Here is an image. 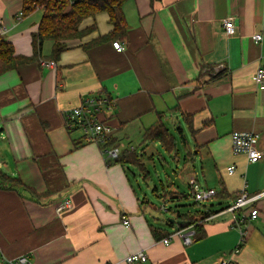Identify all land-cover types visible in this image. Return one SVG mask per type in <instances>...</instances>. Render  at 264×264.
Listing matches in <instances>:
<instances>
[{
	"label": "crops",
	"instance_id": "0c3cea01",
	"mask_svg": "<svg viewBox=\"0 0 264 264\" xmlns=\"http://www.w3.org/2000/svg\"><path fill=\"white\" fill-rule=\"evenodd\" d=\"M22 7L23 0H0V33L17 53L32 54L42 9L22 16ZM123 8L129 23L123 49L111 40L83 47L113 28L108 13L100 12L82 24L97 29L68 40L57 61L46 40L40 61L0 75V168L42 194L0 187V264L20 255L30 264H128L125 257L138 250L148 254L139 264H213L221 258L264 264V196L227 210L242 190L251 196L264 191V156L251 162L232 147L233 131H256L264 152V85L255 81L264 67V0H126ZM228 16L234 34L224 27ZM256 33L262 41L253 38ZM98 95L116 102L108 119L123 141L120 148H136L143 160L160 152L159 144L143 142L159 113L172 131L184 129L186 144L184 116L193 115L197 131L187 129L196 155L186 151L182 174L189 183L195 178L199 187L214 188L213 200L225 205L214 211L207 204L220 213L206 221L201 236L190 243L181 236L169 243L157 239L152 221H163L152 213L155 202L133 186L127 165H135L107 160L98 143L67 128L66 110ZM137 134L139 145L124 143ZM230 165L236 166L232 174ZM161 188L154 191L163 199L178 196L163 183ZM65 199L71 206L58 211ZM253 208L259 209L256 217Z\"/></svg>",
	"mask_w": 264,
	"mask_h": 264
},
{
	"label": "trees",
	"instance_id": "16d2710c",
	"mask_svg": "<svg viewBox=\"0 0 264 264\" xmlns=\"http://www.w3.org/2000/svg\"><path fill=\"white\" fill-rule=\"evenodd\" d=\"M125 1L126 0H23L22 16L30 15L38 8L42 9L39 28L37 31L33 32L32 35L33 53H17L14 43L9 40L6 35L0 33V75L9 70L16 69L21 64L40 61L41 58L44 57L43 45L46 40H51L53 42L50 59L57 61L63 50L67 48L68 40L83 38L97 29L95 23L86 27L82 24L87 18H95L100 12L108 13L109 22L112 24L113 28L108 33L99 34L88 40L83 44V47L89 49L110 40L126 42L129 23L123 8ZM155 1L156 0H151V3L154 4ZM220 75L221 73L212 74L210 79H216ZM164 115V113H159L158 120L146 129L143 142L159 144L167 154L177 157L180 151V148H178V136L165 123L163 118ZM184 120L191 133H195L197 130L193 125V115L186 114ZM175 128L179 130L181 139L183 143L186 144V137L183 134L184 129L181 126ZM106 145L120 147L121 140L116 136V130L112 132ZM113 160L123 164H134L137 168L142 170L144 178L150 177V171L142 158V153H139L134 147H123L121 153ZM0 187L14 190L23 188L32 193L36 198L42 195L24 184L20 177H12L1 168ZM49 194L50 193H46V195ZM170 194L172 193L170 192ZM216 195H214V197ZM166 197H168V195H166ZM165 200L166 199H164V201ZM198 203L199 206L195 209L171 210L169 208L168 210L172 212V216L160 220L171 228L175 227L182 229L193 226L195 231L194 236H201L203 234L204 224L207 221L205 218L212 213V210L208 209L205 204L200 206V202L196 200L195 204L198 205ZM156 208L161 209L158 206ZM172 218L175 219L174 222ZM151 227L157 239L164 238L171 232L168 228L155 225H151Z\"/></svg>",
	"mask_w": 264,
	"mask_h": 264
},
{
	"label": "built area",
	"instance_id": "2783aa9c",
	"mask_svg": "<svg viewBox=\"0 0 264 264\" xmlns=\"http://www.w3.org/2000/svg\"><path fill=\"white\" fill-rule=\"evenodd\" d=\"M224 27L228 34H234L236 31V26L234 18L228 16L224 20ZM256 41H262L263 35L261 33H256L253 35ZM113 46L117 49H123V43L120 40L113 41ZM255 81L258 85H264V67L260 66L255 74ZM116 102L105 95L93 96L87 99L75 107L66 110V126L70 130H81L83 137L88 142L98 143L107 160L115 159L120 153L121 148L114 145H106L108 139L110 138L114 128L109 122V116L111 117L114 112ZM259 138V133L256 131H233L232 132V147L235 153H244L247 155L251 162H256L264 156V152L260 150L257 146V141ZM229 173H234L236 171L235 165L228 166ZM191 186L193 189V194L195 200L204 201L206 199L213 198L217 191L214 188H200L196 179L191 180ZM264 196V191L258 195L251 196L247 191L242 190L236 200L227 207V210L234 211L238 208H242L250 203L256 201L259 197ZM207 206V204H205ZM71 206V200L65 199L57 206L58 211H62L64 208ZM165 209L166 207L163 206ZM220 212L214 214L211 213L205 220H209L213 216L219 214ZM259 214L258 208H253L251 211V216L256 217ZM237 220L239 218L235 216ZM124 223L128 224L129 220L124 218ZM194 229L193 226L187 228H174L167 236L161 240L165 243H169L171 239L175 236H181L185 243H190L194 240ZM148 259V254L145 250H138L128 254L125 257V261L128 264H139L142 261ZM230 261L227 258H221L213 264H229ZM10 264H30L27 255H20L17 258L10 261ZM112 264V263H107Z\"/></svg>",
	"mask_w": 264,
	"mask_h": 264
},
{
	"label": "rangeland",
	"instance_id": "374dc122",
	"mask_svg": "<svg viewBox=\"0 0 264 264\" xmlns=\"http://www.w3.org/2000/svg\"><path fill=\"white\" fill-rule=\"evenodd\" d=\"M38 10V9H36ZM35 10V11H36ZM34 11V12H35ZM34 13L32 12L30 16H32ZM41 14V10L37 11V15L34 17H37ZM47 43L50 41H46ZM184 128L186 125H183ZM186 136L188 139L189 144L184 145L180 132L178 129L173 128V132L178 136V148H180V155L178 158V162H176L174 159H176V156L169 155L165 152L163 147L159 145L158 149H160L159 153H153L151 158L152 159H144L146 166L148 170L150 171V177L148 180H145L143 175L140 173L139 170L136 169L135 166L127 165L129 170L127 171L131 182L135 189L140 193L141 196L144 194H147V197L155 202V204L160 207L161 209H155L152 210L153 215L158 216L161 219H166L171 217V211L165 210L163 207L166 205L171 210L174 209H180V210H187L196 208L199 206L195 204L196 200L193 194V189L191 186V182L189 183V177L187 174H182L183 166L185 164V157H186V151L190 148L192 150V153L195 154V145L194 140L187 129L185 128ZM142 138V135H133L130 137L131 140H125L124 143L128 146H135L139 145V142ZM122 140V139H121ZM123 142V141H121ZM151 154V153H150ZM191 158V157H190ZM200 165L199 162L196 163V168H198ZM193 167V166H192ZM136 174L137 176H134ZM198 176L201 183L205 182V178L201 173H196L195 176ZM135 177H137V180H135ZM211 181V180H209ZM161 183L164 184L165 189L167 191H175L180 197L175 196V198L170 199V196L168 195L167 199L164 201L163 195L161 193H158V191H154L155 187H158L160 189V192L163 191V188H161ZM211 184H214L211 182ZM202 188V186H200ZM214 198L206 199L204 201H200V206L202 204H209L212 205L214 208V211L219 210L225 205L219 204V202L213 200ZM227 205V204H226ZM211 208V206H210ZM213 208H211L213 210ZM157 226H164L166 225L161 222H154Z\"/></svg>",
	"mask_w": 264,
	"mask_h": 264
},
{
	"label": "water",
	"instance_id": "95a60500",
	"mask_svg": "<svg viewBox=\"0 0 264 264\" xmlns=\"http://www.w3.org/2000/svg\"><path fill=\"white\" fill-rule=\"evenodd\" d=\"M172 221L174 222V221H175V219H174V218H172Z\"/></svg>",
	"mask_w": 264,
	"mask_h": 264
}]
</instances>
